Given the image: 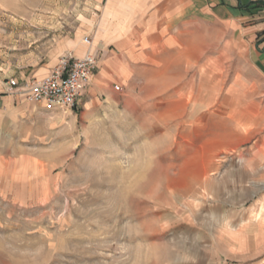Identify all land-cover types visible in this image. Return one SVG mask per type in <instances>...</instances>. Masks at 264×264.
Segmentation results:
<instances>
[{
  "label": "rangeland",
  "instance_id": "1",
  "mask_svg": "<svg viewBox=\"0 0 264 264\" xmlns=\"http://www.w3.org/2000/svg\"><path fill=\"white\" fill-rule=\"evenodd\" d=\"M186 29L107 85L101 0H0V264H264V76L239 33ZM75 45L77 109L9 90Z\"/></svg>",
  "mask_w": 264,
  "mask_h": 264
},
{
  "label": "crops",
  "instance_id": "2",
  "mask_svg": "<svg viewBox=\"0 0 264 264\" xmlns=\"http://www.w3.org/2000/svg\"><path fill=\"white\" fill-rule=\"evenodd\" d=\"M101 1L105 55L109 48H116L122 57H118L117 61L105 59L102 71L95 75L101 80L107 78V85L113 80L109 74L110 67L120 71L127 62L142 57L143 52L137 54V48L152 47L154 44L170 45L173 39L187 30L189 24L202 27L205 19L222 24L234 34L239 33L246 38L254 67L264 76V0ZM72 50L76 58L91 53L80 45L73 46ZM260 212L264 216V198Z\"/></svg>",
  "mask_w": 264,
  "mask_h": 264
},
{
  "label": "built area",
  "instance_id": "3",
  "mask_svg": "<svg viewBox=\"0 0 264 264\" xmlns=\"http://www.w3.org/2000/svg\"><path fill=\"white\" fill-rule=\"evenodd\" d=\"M83 44H91L88 36L83 39ZM60 64L41 79L33 78L25 83L10 79L9 90L25 97L27 102L43 106L47 111H74L92 83L98 59L94 54L78 58L68 55L62 58Z\"/></svg>",
  "mask_w": 264,
  "mask_h": 264
}]
</instances>
